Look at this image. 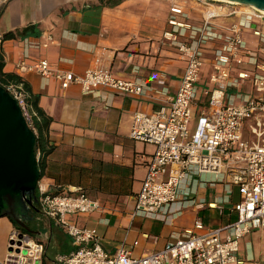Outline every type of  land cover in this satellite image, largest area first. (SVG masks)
<instances>
[{
    "label": "crops",
    "instance_id": "1",
    "mask_svg": "<svg viewBox=\"0 0 264 264\" xmlns=\"http://www.w3.org/2000/svg\"><path fill=\"white\" fill-rule=\"evenodd\" d=\"M3 4L0 51L4 72L20 76L29 96L37 99L39 108L52 119L47 134L52 150L39 184L53 193H83L100 205L94 213L70 220L92 230L106 251L114 254L124 247L134 257L163 250L197 220L211 229L236 222L232 208L241 199L239 188L206 174L183 183L179 202L171 206L172 215L167 219L134 215L135 199L155 147L130 138L133 116L137 112L150 114L164 105L176 92L185 70L178 51L161 43L168 4L161 8L152 0H126L115 7L104 6L100 0H4ZM200 18L197 15L191 21ZM28 27H33L29 33L4 40L5 34ZM48 36L54 42L45 47ZM245 38L251 47L261 50L264 59L260 37L250 32ZM41 59L54 69L76 75L88 69L113 71L148 87L138 98L106 89L84 94L77 85L63 90L56 79L46 81L37 73L18 72L20 61ZM209 71L207 65L198 85L195 114L205 101ZM162 88H167L168 94L162 93ZM27 221L28 227L34 223L28 233L46 245L44 264H56L57 256L74 251L72 238L41 212ZM14 230L27 232L10 218H0V262L7 256ZM238 258L243 264H264V229L240 239Z\"/></svg>",
    "mask_w": 264,
    "mask_h": 264
},
{
    "label": "built area",
    "instance_id": "2",
    "mask_svg": "<svg viewBox=\"0 0 264 264\" xmlns=\"http://www.w3.org/2000/svg\"><path fill=\"white\" fill-rule=\"evenodd\" d=\"M198 1L167 0L169 17L161 43L178 51L185 70L176 92L164 105L150 114L133 116L130 138L155 147L135 199L134 215L167 219L172 215L171 206L179 202L183 183L206 174L239 188L241 199L232 208L236 222L211 229L197 220L163 250L134 257L122 247L113 254L103 248L92 230L70 220L99 210L97 201L83 193H53L38 184L39 212L61 227L75 247L69 255L57 256L56 264H243L238 258L240 239L264 229V59L261 50L251 47L245 38L251 32L264 42V16L245 11L247 7ZM188 3L205 9L196 23L191 21L194 7ZM47 40L45 47L54 42L51 36ZM207 65L209 86L203 90L205 101L195 114L198 85ZM16 67L21 75L37 73L46 81L56 79L63 90L77 85L84 94L106 89L138 98L148 87L113 71L88 69L76 75L52 68L45 59L23 60ZM3 88L31 128L36 114L23 84ZM152 89L158 91L157 86ZM161 92L168 94V89ZM40 156L38 151V161ZM7 248L0 264H44L46 245L28 232L14 230Z\"/></svg>",
    "mask_w": 264,
    "mask_h": 264
},
{
    "label": "water",
    "instance_id": "3",
    "mask_svg": "<svg viewBox=\"0 0 264 264\" xmlns=\"http://www.w3.org/2000/svg\"><path fill=\"white\" fill-rule=\"evenodd\" d=\"M238 7L264 12V0H227ZM2 38H0L1 40ZM36 135L29 127L21 108L0 85V218L14 222L21 206L33 205L41 173L36 156ZM24 198H30L25 201ZM8 208V209H6ZM24 229L31 232L25 225Z\"/></svg>",
    "mask_w": 264,
    "mask_h": 264
},
{
    "label": "trees",
    "instance_id": "4",
    "mask_svg": "<svg viewBox=\"0 0 264 264\" xmlns=\"http://www.w3.org/2000/svg\"><path fill=\"white\" fill-rule=\"evenodd\" d=\"M124 1L126 0H100L102 5L109 7L118 6ZM32 29L33 27H28L21 31H18L16 34L13 32L7 33L4 35V40L13 39L17 35L27 34ZM6 84H23L24 89L28 94V104L32 107L33 113L36 114L35 116L33 115V126H31V129L35 133L37 140L35 148L36 156L38 151L41 152V156L38 161V166L42 177L44 175L46 157L52 150V148L48 147L49 143L47 138L52 119L48 115H46L43 110L39 108L37 99L31 98V96H29L28 86L20 76L14 74H7L4 72V59L0 51V85L4 87Z\"/></svg>",
    "mask_w": 264,
    "mask_h": 264
},
{
    "label": "flooded vegetation",
    "instance_id": "5",
    "mask_svg": "<svg viewBox=\"0 0 264 264\" xmlns=\"http://www.w3.org/2000/svg\"><path fill=\"white\" fill-rule=\"evenodd\" d=\"M22 199H24L25 201H28V199L30 198H24L22 197ZM37 202H38V196H37V192H36V195H35V199L33 200V205H28V204H25V205H22L20 208H21V211L22 210H25L27 215L25 214H21L22 212H18L20 214H17V219L21 220L22 222H15L19 227L23 228L25 227V225L28 223L27 220H30L33 216H35L37 214V212H39V209H38V206H37ZM8 209V208H6ZM25 230V229H24Z\"/></svg>",
    "mask_w": 264,
    "mask_h": 264
},
{
    "label": "rangeland",
    "instance_id": "6",
    "mask_svg": "<svg viewBox=\"0 0 264 264\" xmlns=\"http://www.w3.org/2000/svg\"><path fill=\"white\" fill-rule=\"evenodd\" d=\"M3 1L4 0H0V3H2V4H0V9L1 8H3ZM196 1H198V0H194V2H196ZM200 1H203V2H205L206 4H212V5H217L218 3L217 2H212V1H207V0H199L198 1V4H201L200 3ZM152 2H154V3H158L159 4V6H160V8L163 6V7H166L167 6V4H168V2H167V0H152ZM197 3H188V5H190V6H192V7H194L195 9H197V10H199V11H205V9H203L202 7H198L197 5H196ZM246 10V9H245ZM162 10L160 9L159 10V12H161ZM199 11H191V15H192V17H194V16H201V14H200V12ZM4 12V10L2 11V13ZM8 15V14H7ZM9 17V16H8ZM8 17H5V20H4V22H7L8 21ZM161 21V20H160ZM160 39V38H159ZM158 41H160V40H158ZM195 120H196V118H195ZM29 227L30 228H33L34 229V223H33V221H31L30 223H29ZM32 230V229H31Z\"/></svg>",
    "mask_w": 264,
    "mask_h": 264
},
{
    "label": "bare ground",
    "instance_id": "7",
    "mask_svg": "<svg viewBox=\"0 0 264 264\" xmlns=\"http://www.w3.org/2000/svg\"><path fill=\"white\" fill-rule=\"evenodd\" d=\"M207 1H209V0H207ZM210 1H212V2H220V3H228V4H233V5H236V3H234V2H230V1H227V0H210ZM216 10H217V8H215ZM246 9V11H248V12H254V13H259V14H262L263 16H264V12H261V11H259V10H256V9H252V8H249V7H247V8H245ZM256 11V12H255ZM212 12V14H214V13H216V11L214 10V11H211Z\"/></svg>",
    "mask_w": 264,
    "mask_h": 264
}]
</instances>
